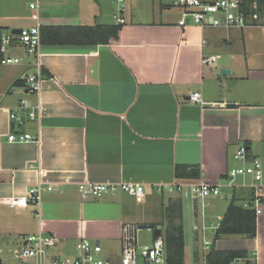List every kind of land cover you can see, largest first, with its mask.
I'll list each match as a JSON object with an SVG mask.
<instances>
[{
	"label": "crops",
	"instance_id": "1",
	"mask_svg": "<svg viewBox=\"0 0 264 264\" xmlns=\"http://www.w3.org/2000/svg\"><path fill=\"white\" fill-rule=\"evenodd\" d=\"M107 1L0 0V61L3 37L16 30L37 24L116 25L114 2ZM242 1L250 15L264 8L257 0ZM33 3L39 4L36 10ZM128 3L132 10L117 42L42 44L38 57L13 44L8 55L23 61L0 64V264H22L17 252L29 236L40 234L55 240L50 258L74 255L78 243L89 239L102 245L112 264H121L124 226L146 225L152 242L160 235L164 240L165 210L174 201L181 203L183 226L185 210L195 218L190 241L196 256L189 261L184 228L185 264H208L212 249L246 253L248 260L264 264V199L254 239H216L232 198L246 208L253 197L243 183L227 185V172L245 165L236 159L238 150L245 146L250 159L264 163V27L252 17L243 29L181 26L182 7L174 12L154 0L148 8ZM38 65L46 79L41 91L31 94L27 78ZM195 93H201V103L190 101ZM24 100L35 108V120L20 107ZM11 113L21 121L11 120ZM11 134L37 140L13 143ZM178 166L187 172L197 168L199 179L177 178ZM197 181L221 186L220 196L202 202L203 214L187 190L156 192L160 185ZM85 182L140 184L146 195L142 201L124 192L84 199L79 184ZM39 183L53 187L42 193L39 205L5 204Z\"/></svg>",
	"mask_w": 264,
	"mask_h": 264
},
{
	"label": "built area",
	"instance_id": "2",
	"mask_svg": "<svg viewBox=\"0 0 264 264\" xmlns=\"http://www.w3.org/2000/svg\"><path fill=\"white\" fill-rule=\"evenodd\" d=\"M117 5V12L113 18L116 25H124L126 23L127 0H112ZM175 6L182 7L185 10L181 26H186L193 22L194 24L206 27H224L228 29H243L250 24L249 17L254 21H258L259 25L264 27V8L262 11L249 14L242 0H176L172 1ZM38 3L31 4V9L36 10ZM13 44H20L32 57H38L41 53L42 39L41 26L24 28L19 34L5 35L2 39L1 52L3 58L0 61L2 65H15L23 61L22 58L12 57L8 55V50ZM206 61H215V58ZM46 79L44 70L41 65L35 73L28 76V93L35 94L41 91L42 82ZM192 103H201V93H195L190 97ZM20 107L28 109L29 117L35 120L37 113L35 108L31 107L27 101H22ZM13 121H21L19 115L10 114ZM37 138L30 134H11L9 141L13 143L36 141ZM236 159L245 163L244 166L231 169L227 172L226 177L228 186L231 188L237 187L236 179L243 178L250 181H244L243 188H248L253 194V201L250 205L247 203L245 207L253 208L259 216L262 214V204L264 199V163L260 159H250L248 149L241 146L236 154ZM221 186L211 184L204 181L160 185L156 187L158 194H173L175 192H183L187 190L190 196L196 201H206L210 197L221 195ZM53 191L52 186L47 188L39 183L31 188L26 196L13 197L5 200L11 208L27 207L30 203L39 205L42 201V193ZM79 191L84 199H101L108 195H115L119 192H124L131 197L142 201L146 195V189L143 185L122 183V184H97L85 182L79 184ZM198 229V228H197ZM137 226L125 225L123 228V251L121 264H163L165 258V243L160 237L154 240L151 244L140 247L137 238ZM55 243V240L50 236L43 234L29 236L25 245L17 252V257L22 264H112V262L103 256V247L98 242H93L89 239L81 240L77 245V252L74 255L54 256L49 257L48 249ZM234 264H241L235 262Z\"/></svg>",
	"mask_w": 264,
	"mask_h": 264
},
{
	"label": "trees",
	"instance_id": "3",
	"mask_svg": "<svg viewBox=\"0 0 264 264\" xmlns=\"http://www.w3.org/2000/svg\"><path fill=\"white\" fill-rule=\"evenodd\" d=\"M264 6V0H257ZM248 3L254 0H248ZM263 10V9H262ZM123 25H102L94 26H44L41 27V39L43 45H107L120 40V33ZM185 167H177V178L181 174L192 180L200 177L197 168H190L187 172ZM253 196V195H252ZM239 198L234 196L216 233V239L225 236L240 235L248 239H254L257 235V215L253 208H243L238 205ZM251 201L248 202L252 204ZM179 201L171 202L166 208V226L164 229L165 261L166 264H185V242L182 208ZM208 264H234L240 260L242 264H256L248 260L246 253L241 252H217L212 249L206 256Z\"/></svg>",
	"mask_w": 264,
	"mask_h": 264
},
{
	"label": "rangeland",
	"instance_id": "4",
	"mask_svg": "<svg viewBox=\"0 0 264 264\" xmlns=\"http://www.w3.org/2000/svg\"><path fill=\"white\" fill-rule=\"evenodd\" d=\"M106 1V2H109L107 0H101V3L103 4V2ZM153 0H134V3L137 7H140L142 8H148L150 4H152ZM154 3L157 5V7H160L162 9L163 6L165 5H170V9H172V11L176 12V11H179V8L177 6H174V3L171 2V1H166V0H154ZM113 7L114 8V13L117 12V5L115 3H111L110 7ZM130 9L132 10V7L129 5V3L127 4V10L130 11ZM109 21H112L111 18H109ZM114 21V20H113ZM248 179L244 180L243 178H237L236 179V182L237 184L238 183H243L244 181H247ZM224 192L225 194H228V189H225L224 188ZM104 198V197H103ZM218 200V199H217ZM187 202H191L189 199L186 200ZM224 202H227L228 199H225L223 200ZM199 204V210L202 212L203 214V209H202V201L198 202ZM201 208V209H200ZM206 209V208H205ZM185 218H184V228H185V234H186V238L188 239L187 240V243H188V246H189V251H188V255H189V261H190V257H191V260H193V257L196 256V253H194V249H193V244L192 242L190 241V238L193 237V239L195 238V234H194V231H193V227H194V224H195V218L191 216L190 213H187V211L185 210ZM220 222V220H213V224L217 225L218 223ZM209 223V226H210V222ZM140 227L137 226V233H138V245L140 247H143L145 245H149L152 243V240H153V233H151L150 230H140L139 229ZM213 231H211V229H209L207 231V238L211 239L213 238ZM203 252H204V249L203 247L200 245V256L203 257ZM194 262V261H193Z\"/></svg>",
	"mask_w": 264,
	"mask_h": 264
},
{
	"label": "water",
	"instance_id": "5",
	"mask_svg": "<svg viewBox=\"0 0 264 264\" xmlns=\"http://www.w3.org/2000/svg\"><path fill=\"white\" fill-rule=\"evenodd\" d=\"M168 1H176V0H168ZM14 33H15V34H19V33H21V30H16ZM222 73H223V74H229L230 71H229V70H223ZM229 106H230V107H235L236 105H234V104H230ZM147 228H148V226H146V225H142V226H140L139 229L143 230V229H147ZM150 229H151V227H150ZM160 237H161V235L158 236V237L156 236L155 239L157 240V239H159Z\"/></svg>",
	"mask_w": 264,
	"mask_h": 264
}]
</instances>
